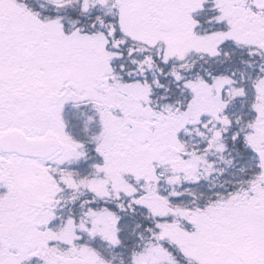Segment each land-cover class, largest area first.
<instances>
[{
  "label": "snow or ice",
  "instance_id": "6c2138e0",
  "mask_svg": "<svg viewBox=\"0 0 264 264\" xmlns=\"http://www.w3.org/2000/svg\"><path fill=\"white\" fill-rule=\"evenodd\" d=\"M0 264H264V0H0Z\"/></svg>",
  "mask_w": 264,
  "mask_h": 264
}]
</instances>
